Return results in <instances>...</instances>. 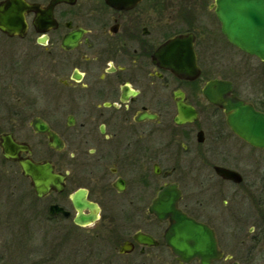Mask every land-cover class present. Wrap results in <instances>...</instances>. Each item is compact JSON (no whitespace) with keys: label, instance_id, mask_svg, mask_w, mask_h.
Returning a JSON list of instances; mask_svg holds the SVG:
<instances>
[{"label":"flooded vegetation","instance_id":"af4514ba","mask_svg":"<svg viewBox=\"0 0 264 264\" xmlns=\"http://www.w3.org/2000/svg\"><path fill=\"white\" fill-rule=\"evenodd\" d=\"M214 1L0 0V162L13 176L0 197L8 205L0 208V264H112L109 247L129 264L131 254L143 259L133 264H150L162 253L165 264H201L178 259L165 240L170 221L150 209L163 187L213 229L221 256L210 264H264V148L234 133L225 116L206 117V103L223 109L203 85L231 69L217 65L233 46ZM206 7L215 28L204 23L201 36L195 25ZM241 52L264 78V60ZM204 73L213 76L204 82ZM253 76V94L264 93ZM244 98L264 111V98ZM24 158L48 165L59 187L38 195ZM22 182L44 211L21 206L28 238L10 226ZM76 196L98 207L94 221H77Z\"/></svg>","mask_w":264,"mask_h":264},{"label":"water","instance_id":"95a60500","mask_svg":"<svg viewBox=\"0 0 264 264\" xmlns=\"http://www.w3.org/2000/svg\"><path fill=\"white\" fill-rule=\"evenodd\" d=\"M211 6L215 7L222 33L229 43L264 60V0H215ZM196 70L199 75L198 67ZM202 90L206 100L223 109L225 120L234 133L250 144L264 148V111L255 108L246 98L237 96L233 83L228 79L212 78L203 85ZM1 138L4 142L9 139L14 147H19L10 135ZM4 154L14 159L17 157V152L10 153L6 150ZM20 164L22 173L30 178L38 195H43L50 187H59L55 184V176L50 173L48 165L35 164L25 158L20 160ZM42 169L45 170L44 174H39L38 171ZM216 169L225 177L237 174L222 167ZM167 190L165 187L161 189L150 208L159 219L170 221L165 231L167 244L178 259L199 258L201 264H210L212 258L221 256L213 229L183 213L178 207L176 193ZM74 200L83 217V220L77 219L79 223L96 219L98 207L89 206L79 200L78 196ZM84 208L90 209L92 213L83 214Z\"/></svg>","mask_w":264,"mask_h":264},{"label":"rangeland","instance_id":"374dc122","mask_svg":"<svg viewBox=\"0 0 264 264\" xmlns=\"http://www.w3.org/2000/svg\"><path fill=\"white\" fill-rule=\"evenodd\" d=\"M204 10L206 13L199 15L198 20H197V24L195 25L196 30L199 32V34L201 36H206V32H204L205 30L203 29V27L201 25H204V23H207L209 28H211L210 26L214 27V21L213 22L211 21L213 19L212 12L210 13V9H208L207 7ZM199 22H201V23H199ZM216 26L219 27L218 22L216 23ZM218 33H220V30H218ZM207 36L209 38L210 37L213 38V32L209 33ZM226 47L228 50V58L229 59L225 58V56L222 55V59H220L218 61V64H221V66L217 65V68H220L222 66L225 68V65L228 62H230L231 63L230 68L231 69L229 71L225 72V71H223V68H222V71L220 70L221 72L219 73L218 76H220L221 78H228V79L230 78L232 81H234L235 88L237 89V92L241 95V97H243V98L244 97H248V98L250 97V98H253L259 102L260 100H262L264 98V93H259L258 84L260 81H263L262 86L264 87V78L260 77V76L259 77L256 76V74L259 75V66H258L259 63H258L257 59L255 57H253V59L251 57H247L243 52L238 50L236 47H233V46L230 47L229 45H227ZM202 57L204 59H206L208 56L207 55L203 56V54H202ZM251 69H254V71H255V76H253V79L256 81L254 84L255 87H257V89H258V91L256 90V95L253 94V91L255 90V88H253L251 86V85H253V83H252V81H250V78L247 77V75L249 74V70H251ZM212 76H209L207 73H204L202 75V80L205 82L209 78H212ZM205 110H206V117L217 116V117H220L221 119H224V114H223L222 110L217 109L215 106L213 107V106L209 105L208 103H206ZM11 174L12 173H9V171H7V168L5 169V167L0 162V197L3 196V194H4L3 186L7 183V181L9 179L13 178V176ZM14 184H16V183L11 180L10 183L8 184V186L10 188H13ZM14 200L15 201H13V204L11 205L10 226L13 228L14 231L20 232L21 237L28 238L30 235L29 224L31 222L25 216V212H23L21 210V206L25 202L29 206V208H32V212L36 211L39 214H44L43 208H41L36 203V200L30 196L29 192L26 191L24 182H22V184L20 186L19 197L17 199H14ZM4 202H5L4 200L0 201L1 213H3V214H5L7 209H8V205L4 204ZM73 235L78 236L77 240L79 242L81 241V239H80L81 237H80V234L78 232H74ZM38 243H39V241H38ZM114 253H115V251L111 247H109L108 248V257H109V262H111L112 264H129V263H131V262H129L130 261L129 258H127L125 256L123 257L121 255L120 256L114 255ZM165 256H166V254L162 253V255L159 258L155 257V258L149 259V262H150V264H158L160 262H161V264H165V262H166ZM129 257L132 258L133 260H136L134 262H138V263H140L143 260L142 258H140V256H138V257L135 256V254L129 255ZM95 261L96 260L93 259V261H92L93 264L95 263Z\"/></svg>","mask_w":264,"mask_h":264}]
</instances>
